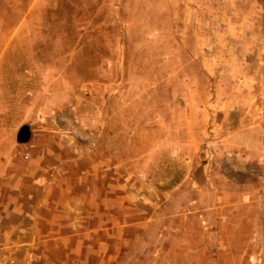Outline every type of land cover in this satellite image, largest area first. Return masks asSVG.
Masks as SVG:
<instances>
[{"label": "rangeland", "instance_id": "1", "mask_svg": "<svg viewBox=\"0 0 264 264\" xmlns=\"http://www.w3.org/2000/svg\"><path fill=\"white\" fill-rule=\"evenodd\" d=\"M0 143L114 175V264H264V0H0Z\"/></svg>", "mask_w": 264, "mask_h": 264}, {"label": "crops", "instance_id": "2", "mask_svg": "<svg viewBox=\"0 0 264 264\" xmlns=\"http://www.w3.org/2000/svg\"><path fill=\"white\" fill-rule=\"evenodd\" d=\"M48 146L40 156L0 143V264H114L129 212L114 175Z\"/></svg>", "mask_w": 264, "mask_h": 264}, {"label": "water", "instance_id": "3", "mask_svg": "<svg viewBox=\"0 0 264 264\" xmlns=\"http://www.w3.org/2000/svg\"><path fill=\"white\" fill-rule=\"evenodd\" d=\"M18 139H19L20 141H25V140L27 139V137H26V133H25L24 131H21V132L19 133V135H18Z\"/></svg>", "mask_w": 264, "mask_h": 264}]
</instances>
